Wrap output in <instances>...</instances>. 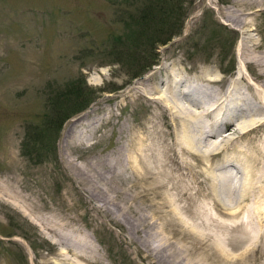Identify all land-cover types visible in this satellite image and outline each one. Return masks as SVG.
Listing matches in <instances>:
<instances>
[{"label":"rangeland","instance_id":"1","mask_svg":"<svg viewBox=\"0 0 264 264\" xmlns=\"http://www.w3.org/2000/svg\"><path fill=\"white\" fill-rule=\"evenodd\" d=\"M183 2L181 34L157 46V63L134 78L138 67L131 56L140 25L130 20V12L137 17L147 0H0V264H67L68 260L69 264H181V260L223 264L225 255L207 245L208 232L239 236L240 227L234 231L230 221L223 219L220 225L201 218L137 221L125 214L127 210L148 214L152 197L145 177L131 172L128 159L138 154L137 142L147 155L156 154L151 151L158 146L172 149L163 97L185 105L188 99L178 95L174 99L171 85H193L211 96L225 90L248 96L246 85L235 78L243 75L255 86L262 81L258 76L264 72V59L259 57L264 56V12L254 8L246 20L235 0ZM232 16L240 18L239 25ZM252 41L258 43L255 50ZM206 77L218 79L219 85L206 84ZM83 104L85 109L77 111ZM95 104V110L71 130L74 119ZM261 131L258 140L264 137V128ZM238 144L244 147L242 139L228 143L223 155L237 158ZM115 160L119 176L106 172ZM168 165L175 167L171 161ZM185 178L187 186H194L193 193L206 186L202 177ZM123 197L120 210L116 202ZM258 220L253 227L264 235V219ZM196 227L202 230L200 235L194 233ZM200 243L210 258L191 251ZM236 244L231 243L226 253H240L243 245ZM163 246L169 253L160 250ZM173 252L178 258L171 263L164 255ZM251 253V259L264 256V246H255Z\"/></svg>","mask_w":264,"mask_h":264},{"label":"bare ground","instance_id":"2","mask_svg":"<svg viewBox=\"0 0 264 264\" xmlns=\"http://www.w3.org/2000/svg\"><path fill=\"white\" fill-rule=\"evenodd\" d=\"M235 1H236V3L238 2L237 5L240 4V6L243 8V9H241L244 11L242 13V15L244 16V18L246 20L253 13L254 8H256V10H258V11L264 12V0H235ZM240 6H239V8H240ZM231 12H232V10H231ZM230 13H229V15L231 17L232 13L231 14ZM240 13L239 14L237 13V15H239V17H240ZM238 19H240V18H237V16H234V17L232 16V21L235 23H238V25H239ZM249 21H251V20H249ZM250 23H253V20ZM244 24L246 25V23H244ZM249 40H250V38H249ZM251 47H254L253 48L254 50L257 49L258 43L257 42L255 43L254 41H252ZM250 48H249V50H251ZM254 50H251V52ZM255 53H259V52H255ZM244 54H243V56L245 57ZM259 54L262 55V53H259ZM260 55H259L260 59H264V56H260ZM247 57L249 58V61H250L251 57L249 54H247ZM162 67L160 66L157 69L160 71L162 69ZM258 77L260 79H262V81L259 83L260 87L255 86L253 83L248 81L243 75H238V77L235 78L236 81L237 80H239V82L242 81L246 85V88H247L246 91H248V93H249L248 96L240 93L237 90H229V91L225 90L224 93L219 95V96L218 95L217 96H211L209 93H206L205 91L201 90L199 87H196L193 85H184V86H180V88L177 87L176 84H173L170 86L172 89V94L174 95V96L173 95H171V96H173L174 99L177 98V96L175 98V95H178L180 97L183 96V97L188 99V100H186L187 104L186 105L180 104V103L176 102V101H178L177 99L175 101H172V102H166V101H164V97H163L162 106L164 108L163 109L164 114L167 115V117L169 116L167 126H169L170 130H171L170 136L172 137V143L170 146H172V149L168 150L166 148H163L164 146L163 147L158 146V148H156V149L152 148V151H151V152H154L156 154H153V153L149 154V151H148L149 155H147V154H143L145 152H144V150L141 149L142 146L144 147V145L141 143H138L136 141L137 142L136 148H137L138 154L135 153L136 154L135 156H131L129 158L131 160L128 159V161L130 162L131 172L133 175H141L142 174V177H145V181H148V184L146 187L147 190L146 189L145 190L147 191L148 194L152 195V197L151 198L149 197L150 198L148 200L149 205H148V207L146 206L147 207L146 210H148V214H146L147 212L145 214L144 213L141 214V212L138 213V212L133 211V210L129 212V210H127L128 212H126L125 214L128 215L127 216L128 218L134 220V219H137L140 217H143L145 219L149 218V217L150 218H152V217L159 218L160 217V219H161V217H163V218H168V219H175V221H176V219L182 220L183 218H186V219H188V218H190V219L191 218L192 219L201 218L204 220H209V221H211V223H215V222L217 223L218 222L219 225H220L221 221L224 222L223 219H226L228 222L229 221L231 222V223H229V225L232 226L231 229L234 230V229H236V227L237 228L240 227V229H241L240 231L242 233L236 237L235 236L234 237H228L225 234L226 235V237H225V235H222L220 233V231L219 232L216 230L213 231L214 229L210 230V232H208L209 233L208 234L209 244H207V245H209L210 250H217L222 255H225V257H223V259L221 258L223 261V262L222 261L221 262L223 264H264V256H260L259 258L251 259V257L254 255V253H251L252 251H254V247L255 246H264V235L261 233L259 228L257 229V228L253 227L255 225L254 224L255 221L259 222L258 219H261V220L264 219V137H259V140L256 137L258 135V133L264 128V92L262 89V88H264V72L260 71ZM201 78H202V76H201ZM216 80H218V79H216ZM216 80H210V78H209V80L206 81V84H209L211 86L219 85V82ZM224 87L225 86H223V88ZM216 90H219V89H216ZM167 97H169V96H167ZM253 100L255 101V103H253ZM203 101H205V102H203ZM170 103H171V105H170ZM96 106H97V104L91 106L89 108V110L86 111V113L82 115V117L74 119V121L72 123L71 130L73 128H75L80 122H82L84 118H86L89 114H91L95 110ZM162 129L163 128H161V130ZM222 129H227L225 134H221ZM158 130H160V129H158ZM129 131H130V129H129ZM140 131H141V129H140ZM138 132H139V129H138ZM161 134H162V132H161ZM262 134L263 133H261V135ZM132 135H134V134H132ZM162 135H165V132ZM151 137L153 138V136H151ZM166 138H168V136ZM165 139H164V141H165ZM239 139H242L244 147H242L240 144H238L237 146L234 147L235 151L238 155V157H237L238 159L237 158L231 159L227 156H224L223 152L229 146L228 143H231L232 141L239 140ZM142 141L144 143L145 141H148V140H146L144 138ZM128 146H129V144H128ZM131 152H135V151H131ZM128 154H130V152ZM132 154H134V153H132ZM185 156H187L190 161L188 159L185 161V158H184ZM151 158H153L157 162V164L155 166H154V163L151 162V160H150ZM170 161L175 163V167L173 169L171 168V166L168 165V163ZM187 162H190V163L188 164ZM106 165H105V167H106ZM227 167H231V168H227ZM183 168L188 171V172L186 171V174H184V175L181 172V170ZM117 169H118V162L115 160L114 165L109 170H107L106 172L110 173V174L113 172V174L115 176L116 175L115 173L118 174ZM119 169H121V168H119ZM232 169H234L235 172ZM237 171L240 172V174H241L240 177L236 176ZM102 174H100V175H102ZM118 176H119V174H118ZM185 177H188V178L189 177H192V178L202 177V181L205 182L206 186H204V188H202L200 186L202 189L201 190L199 189V191L193 193V192H191L192 191L191 189L195 190V188H194V186L192 188V187H189L185 184V181H184L186 179ZM107 178L108 177H106V179ZM133 181H135V180H133ZM193 181H195V180H193ZM102 183H104V182H102ZM131 183L133 184V182H131ZM126 184H127V182H126ZM201 184L202 183H200V185ZM141 187H144V186L142 185ZM124 188L125 187H123V189ZM95 189L98 190V188H95ZM127 192L129 193V191H127ZM137 194H135V195L137 196ZM144 194H146V193H144ZM119 195H121V197H122L123 193L119 194ZM143 195H141V196H143ZM126 196H127V194H126ZM132 197H133V195H132ZM139 197H140V195H139ZM138 199L140 200V198H138ZM119 200H121V201H119V202H116L115 200L114 201L116 203H118V207L121 210V207L123 204L122 201H124V197L120 198ZM134 202L136 203V200ZM125 208H127V207H125ZM142 209H143V207H142ZM118 212L121 213V211H118ZM121 216H124L123 212L121 213ZM137 221H138V219H137ZM171 221L172 220H170V222ZM175 221L173 220V222H175ZM190 221H192V220H190ZM146 222H147V220H146ZM193 222H194V220H193ZM237 222H239V223H237ZM184 223L185 222L183 221L182 224H184ZM202 223H203V221H202ZM208 225H210V223ZM222 225H221V227H222ZM47 226H49V225H47ZM247 226L251 230L247 231L246 230ZM214 227L216 228L217 226L215 225ZM49 228H50V226H49ZM150 228H152V227H150ZM190 228H191V226H190ZM199 228L196 227V230L194 229L195 230L194 233H197L200 235V232L202 230H198ZM201 229H202V227H201ZM203 229H204V227H203ZM219 230H221V229H219ZM233 230H231V231H233ZM261 230H262V228H261ZM204 231H207V230H204ZM224 231H225V229H224ZM170 232L172 233V231H170ZM180 232H182V231H180ZM221 232H223V231L221 230ZM262 232H264V231H262ZM54 234L55 233H53V235ZM174 234H175V231H174ZM177 234H178V232H177ZM205 234H207V233L205 232ZM50 235H51V233H50ZM184 235H186V233ZM235 235H237V234H235ZM163 236H165V235L163 234ZM170 236H171V234H170ZM60 237L63 239H66L65 236L61 235ZM165 237L167 238V236H165ZM262 237H263V239H261ZM169 239H170V237H169ZM260 239H261V241H260ZM236 242H239V244H240L239 246H241V247L243 245L242 251L238 254H235V255L233 254L230 256L229 255L230 253H228V254L226 253V249L229 245H231V243H234L235 246L238 245V244H236ZM240 242H242V243H240ZM258 242H259V244H258ZM180 246H182V245H180ZM236 247H238V246H236ZM184 248H186V247H184ZM206 248L207 247L204 245V243L203 244L200 243V245L193 246L191 251H194V252L200 251L201 256H204V258L207 259V257H209V256L206 257L207 253L205 252V250H208ZM228 248H230V247H228ZM186 249H188V248H186ZM160 250L162 252L167 251L169 253L168 246H165V247L163 246V248H160ZM232 250H234V248ZM237 250H238V248H237ZM184 251H186V250L183 249V252ZM229 251H227V252H229ZM64 252H65V250H64ZM177 253H174V252L172 254L166 253L167 255H164L165 259L167 261H170V262L172 260L171 263H173V260L175 258H178ZM182 255H183V253H182ZM194 255H191V256H194ZM67 256H68V254H67ZM62 258H63V256H62ZM170 258H171V260H170ZM56 259H57V257H56ZM212 259H213V256H212ZM219 259H220V257H219ZM198 260H200V259H198ZM209 260H208V263H209ZM61 262H58V263H61ZM68 262H69V260H68ZM68 262H67V264H69ZM180 262H181V264L182 263L183 264H199V263H197L198 261H193V262L191 261L192 263H189V262H183V260H181ZM216 263H217V261H216ZM62 264H64V263H62ZM78 264H80V263H78Z\"/></svg>","mask_w":264,"mask_h":264},{"label":"trees","instance_id":"3","mask_svg":"<svg viewBox=\"0 0 264 264\" xmlns=\"http://www.w3.org/2000/svg\"><path fill=\"white\" fill-rule=\"evenodd\" d=\"M183 3V0H147L146 4L140 5L144 8L143 11L139 10L140 13H138L136 9L137 17L132 16L130 12V20L133 19V22L140 25V32L136 36L137 42L133 45L135 52L131 56L134 57L138 67L134 72V78L143 75L157 63V46H164L172 37H178L181 34L183 18L186 15ZM117 41V38L113 39V42L117 43ZM116 61L124 64L121 59ZM85 106L86 104H83L76 110L83 111Z\"/></svg>","mask_w":264,"mask_h":264}]
</instances>
